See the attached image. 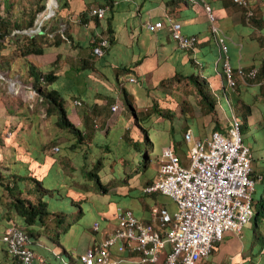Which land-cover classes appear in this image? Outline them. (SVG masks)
Masks as SVG:
<instances>
[{"label": "trees", "instance_id": "obj_1", "mask_svg": "<svg viewBox=\"0 0 264 264\" xmlns=\"http://www.w3.org/2000/svg\"><path fill=\"white\" fill-rule=\"evenodd\" d=\"M4 3V10L6 12L4 14H1L2 12L0 13V68L2 69L3 65H9L8 58L5 62L2 51L7 49L9 44H15V47L10 51V53L14 54L16 57L20 56L26 62L29 72L27 76H25L26 78H24V80L31 83L39 98L45 103L48 114L55 116V125L62 131L71 134V136L65 135L66 140L64 141L59 139L64 135L62 133L57 134V136H54V138L49 139L47 142L42 141L36 143V149L31 150L30 152L26 149L29 155L24 157V161L20 162L21 164H19V160H15L13 165H10V167L7 168L6 172H2V170H0V205L6 209L5 212L0 210V240L4 244L6 256L14 260L12 264H20L17 258H14L9 254L6 245L2 240V236L6 228L13 225L22 227L29 237V243L27 245L35 252V247L42 248L40 247L42 245H40V239L42 237L50 238L54 243H56L57 235L60 234L61 231L66 232L68 230V226L71 224H67L66 214L60 208L55 209L49 207V195L52 197L54 196L57 200H69L75 206L79 203L80 214L84 213V209L81 204L84 202H90L92 208L97 210L100 220H107L108 217H114L117 210L116 206L114 207L113 212L111 211L108 214L105 213L109 212L108 208L111 210L112 205H116L118 203L117 201L113 199L105 205L99 200L93 199L85 194L87 192H93L102 195L109 194L112 196L111 188L116 185L114 183H118L120 186H126L129 184V180L133 178L136 173H140L144 170L146 171V175L144 176V181L141 180V183L144 187L151 184L154 179L152 176H148V174L151 173L149 161L151 160L150 152L152 150L153 141H151L148 136L142 137V140L138 139L134 141L131 139L128 130H124L122 127H117V130H112L109 128V123L101 121V117H94L95 119L90 121V123H86V125L77 126L74 124L69 118L70 103L77 101L75 104H81V101L79 100L82 99V94L77 92L75 94L74 92H65L60 87H54V83L61 80L59 79L60 76L56 73V71L61 69L60 67L63 66L62 61L65 60L64 56L60 53L57 54V58L51 65L52 70L49 72L44 71L46 70L44 67H41L36 63L33 64L30 61L32 55H43L49 51L58 50L64 43H73L71 34L68 30L62 31L55 26V24H51L53 16L44 20L40 27V32L33 31L36 26L39 13L47 11V4L45 1L37 9V5H35L34 8L28 6V10L26 9L27 11L25 10V13H22V17L12 11L11 7L12 5H15L12 4L10 0H6ZM174 3L177 5L176 1H174ZM58 4L60 8L66 6L65 1L63 0H58ZM16 5L21 9L27 7L23 2L20 4L18 2ZM98 6L105 7L106 4H98ZM107 6V14H105L104 17L106 20L105 27L99 23L100 19L97 16L90 14L91 8L88 7L89 9L81 15V22L83 24L86 19H95L96 23L100 27V30L99 34L94 35V40L89 46V49L95 58L91 57L89 59H80V68L75 69L77 73L78 69H82L81 67H89L90 71L97 70L98 61L96 58L104 60V57L111 51L114 44L118 40L113 20L115 18V12L117 11L114 0H110ZM250 7L253 11V15L247 19L251 24L259 27L260 19H258V12L260 8L254 3L250 4ZM57 12L54 15V18L56 17ZM244 12L246 13V10ZM165 28L166 27L161 30ZM104 37L108 39L109 46L104 49L102 56H95L93 54V49ZM10 53H8V57L11 58L12 55H10ZM144 57H147L146 53L141 55L140 59L138 58L134 65H140ZM197 60L198 58L192 55V51H190L188 61L182 63L181 69L174 73L176 78L184 85H192L194 87V91L199 96V103L204 113H212L216 117V109L218 105L221 106L224 101H227L232 109V104L236 103L239 112L246 113L248 118V131H251L252 128H250V126L252 124L253 116H255L254 114L258 117L262 113L261 109L256 104L258 103L255 100L257 94H255V96L252 95L253 97H251L249 101L244 99V93L239 91V88L237 87L229 88V93L227 94L226 88L222 86V84L226 85L222 61H220V65L216 69L213 65L214 61L212 60L210 69L211 74L209 73L212 79L211 81L206 77L207 68L205 63L202 62L200 67L197 64ZM67 61H69L68 58ZM4 62L8 64H5ZM72 64H70V68L74 70L76 66ZM258 68L259 76L257 77L256 83L260 89H264V65ZM199 70L200 74H197ZM133 73L134 75L136 74L133 68L125 63L124 65L117 66L113 75L114 78H116L115 83L117 88H121V92L125 97L124 109L121 114L124 113L123 116L127 118V121L132 119L134 123L143 127L144 132H147L152 123V116L167 117V111L169 110L165 107H160L157 102L152 103L150 108H137L134 103V97L129 90L130 85L128 86V83L132 82L130 80V82L123 80V74L131 75ZM218 74L221 75L219 76V89L221 92L220 96L216 98L215 80L217 78L215 79V77ZM108 76L109 75L107 74V78L109 80L113 79V77ZM70 94L72 95L70 96ZM94 97L95 96L92 95L88 98L86 108H88L87 115L89 117L93 115L97 116V114L100 116L102 114V107L100 104L93 102ZM105 100L108 114L111 115L112 112H116L112 109L113 103H111L109 96H107ZM187 103V101H184L185 105H187ZM182 112L184 120L188 121L186 126L187 132L188 128L192 127V123L189 121V116L187 114V107L183 106ZM237 118L241 122L242 131V120L238 116ZM259 120H261V118H259L257 122ZM262 121L264 127L263 117ZM224 128L228 127H223L222 121L216 117L214 130L224 131ZM102 131H105L103 135L101 134ZM194 133L198 135L199 131L194 128ZM249 137L250 136L243 138L245 144ZM182 138L183 141H185L184 136ZM121 140H123V143L126 144L122 145L120 148L119 142ZM183 141L179 140V142H176L178 144H175V147L173 146L176 153V148L178 150L181 146L179 143H182ZM61 142H63V144H61ZM54 146H59V150L53 152L52 155H48V152ZM20 147L22 146L20 145ZM60 147H62V151L58 153L61 149ZM26 150L24 149V153ZM97 154L99 155L98 157L96 156ZM129 156L131 157L129 158ZM76 157H82L84 160L79 168V172L73 173L74 165L72 161ZM110 159L115 161V168L112 172H110L113 177L110 178L108 182H105V178L103 177L102 180L100 172L105 168L107 160ZM93 160L94 162H92ZM255 160V168H252V177L257 181V187L255 190V218L258 238L260 239L262 235L261 228L264 222V195L261 196L263 199H260L261 190L264 191V167H260V164L264 160H261V158H256ZM32 163L33 165H31ZM133 166L134 172H131L130 170L125 171V168L131 169ZM53 169L59 173V177H57V180L50 185L46 179L49 170ZM22 182L24 184H22ZM65 183L74 184L72 188L74 191L67 192ZM133 190L134 189L129 187L128 192L125 195H129L128 193H131ZM142 193L144 194L142 196H149V193L145 192L144 189L142 190ZM151 195L155 194L151 193ZM3 196H5L6 201H3ZM149 206L148 211L151 210L153 202L152 204H149ZM149 221V217L144 220V222ZM50 222H52V225H49ZM93 230L94 228L90 232L94 233L95 230ZM219 243L220 242L214 245L212 251L213 254L220 245ZM262 249L263 248H259L257 253L260 254ZM64 250L65 247L63 246L62 251L63 253H66ZM80 255L78 258L71 255L70 264H83L80 260ZM61 263L69 264L65 259H62Z\"/></svg>", "mask_w": 264, "mask_h": 264}, {"label": "rangeland", "instance_id": "obj_2", "mask_svg": "<svg viewBox=\"0 0 264 264\" xmlns=\"http://www.w3.org/2000/svg\"><path fill=\"white\" fill-rule=\"evenodd\" d=\"M6 0H0V13L4 14L6 11L4 10L5 2ZM12 4L11 9L15 13H17L20 17H22V13H25V10H28V6H31L34 8L35 5L36 9L39 8L41 4L44 3V1L47 4V10L51 6V2H54L56 4L55 0H10ZM19 2L25 3L27 6L26 8H19L16 4ZM19 8V9H17ZM26 10V11H27ZM190 12H192V6L189 9ZM34 11V10H33ZM46 12V11H45ZM45 12H40L41 15H45ZM44 13V14H43ZM50 15L53 16V9L49 11ZM21 14V15H20ZM118 22V21H117ZM119 23V22H118ZM220 22H217L219 24ZM116 29L119 33V38L117 42L114 44L111 51L104 57V60L108 62L110 65V68L113 69L114 67L124 65L127 62L132 61V57L135 54L137 58L139 57V52L141 53L142 50L138 49L137 43H134L131 47L127 45L128 38L126 35V28L122 26H116ZM223 29V30H222ZM221 31L223 35L225 34L226 30L232 31V28L222 27ZM245 31L248 29L245 27ZM225 31V32H224ZM121 34V37H120ZM143 36H146L145 33H143ZM228 45L231 47L233 46L232 43L227 40ZM197 44V42H196ZM258 46V45H256ZM15 47V44L11 43L8 45L7 49H4L3 52V58H8L9 65H3L2 69L0 68V170L2 172H6L7 168L12 166L15 160H19L20 162L24 161V157L29 155L27 150L30 152L31 150L36 149V143L42 142V141H49V139L54 138V136H57V134H64L61 138V141L66 140L65 135L71 136V134L62 131L55 125V116L49 115L46 110V105L42 101V99L39 98L37 92L34 90L30 82H27L24 80L28 74V67L26 65V62L20 57L15 56L14 54L10 53V51ZM255 50L257 48L255 47ZM53 51H49L48 53H52ZM8 53L12 55V57H8ZM143 55V54H141ZM135 56V57H136ZM39 56H33L31 57L30 61L34 64H38L41 67H44L46 72H49L52 70V66H49V62L46 60L41 61L38 59ZM197 64L201 67V63L203 60L205 61L206 66V77L209 78L211 81V77L209 75L210 69H211V61H210V55L208 54L206 58L204 59L201 55H198ZM92 58H95L92 56ZM137 58H135L137 60ZM42 58L41 60H43ZM257 59V58H256ZM47 63L45 64V62ZM259 61V60H258ZM4 62V63H5ZM1 63V62H0ZM5 63V64H8ZM64 63V64H63ZM74 64L76 67H80V59H70L67 61V58L62 61V67L63 69L68 64ZM72 64V65H73ZM52 65V64H51ZM153 63H151V66ZM149 66H145V68H148ZM55 70V69H54ZM59 70V69H58ZM197 74H200V70ZM133 77L136 79L133 83H128L130 93L134 97V103L137 106V108H150L152 103H158L160 107H165L167 110V117L158 116L155 115L152 116L151 125L149 127V130L147 132H144L143 127H140L138 124L134 123L132 119H129L127 121V118L123 116V114H120V111L115 112L112 116H109L106 121L109 123V128L112 130H117V127H122L124 130L129 131V135L131 136V139L135 140H142V137H147L153 141L152 150L150 152V161H149V167L151 168V173L148 174V176H152L154 179L157 175L158 169L161 165L162 161V153L165 149L168 147L173 149V146L175 147V144L180 141H183L184 133H186V126L188 121L184 120L182 108L187 107V114L189 116V121L192 123V127H189L188 130H191L194 132V128L199 131V134L201 136L209 134L212 130H214L215 126V118H219L222 121L223 127H228L232 125L231 121V113L234 112V115H237L242 120V135L243 138L250 136L248 140L246 141V144L250 146L251 153H252V168H255V159L261 158V160H264V127H263V121L262 117L264 118V89L259 91H251L248 95L244 97L246 101H249V99L252 97V95L255 96V94L258 95V104L257 106H260V109L262 111V114H260L258 117L253 116L252 124L250 128L252 130L248 131V118L245 112L240 113L237 107L236 103L232 104V109L230 108V104L227 101H224L223 104L218 105L216 109V117L212 113H204L201 109L200 103H199V96L194 91V87L192 85H184L180 80L176 78V75H170L169 78H163L159 81V83H155L154 85L151 84H144L143 79L138 75L131 74V76H127V74H123V80L129 81V78ZM164 80V81H163ZM143 81V84H142ZM62 80H59L58 82L54 83V87L58 88L59 85H61ZM130 82V81H129ZM216 82V98L220 96V83L219 78L215 80ZM135 83V84H134ZM136 85V86H135ZM135 86L136 89H132L131 87ZM62 88V87H60ZM68 88L73 89V86L71 84L68 85ZM75 93V92H74ZM226 93H229V88L226 86ZM72 94H70L71 96ZM69 96V97H70ZM115 97V96H114ZM110 98V96H109ZM122 100L125 104V97L122 93ZM184 101H187V105L184 104ZM231 102V100H230ZM124 104H122L124 106ZM220 104V103H219ZM223 109H222V108ZM72 107L70 106V109ZM75 108H72L69 113V118L72 120L74 124L77 126L79 125V120H76ZM74 114V115H73ZM73 116V117H72ZM99 117L97 116H91L89 117V123L90 121H93L95 118ZM74 118V121H73ZM261 118L257 122V120ZM92 119V120H91ZM257 119V120H256ZM227 128V129H228ZM259 128V129H258ZM105 132V131H104ZM104 132L102 131L101 134L103 135ZM250 134V135H249ZM178 136V137H177ZM182 138V140L180 139ZM123 140L119 142V147L121 148L122 145H125L126 143H123ZM175 143V144H173ZM63 144V142H61ZM181 146L176 148L177 154L180 156L181 160L188 163L189 161V150L192 146L191 143L183 141L182 143H179ZM20 145L22 147H20ZM62 146V145H60ZM60 153L62 151V147H60ZM24 149L26 152L24 153ZM174 150V149H173ZM53 149H51L48 152V155L53 154ZM25 154V155H23ZM99 156L98 154L96 155ZM131 156H129L130 158ZM96 159V158H95ZM84 158L82 157H76L73 159V165H74V172H79V168L81 167V164L83 163ZM136 160V159H135ZM26 162V161H25ZM31 162V161H30ZM94 162V160L92 161ZM33 165V163L31 164ZM124 165V164H122ZM260 167H264V161L260 164ZM115 168V161L113 159L107 160L105 168L100 172V175L105 178V182H108L110 178H112V172ZM130 170L131 172H134V166L131 169L125 168V171ZM24 172V171H22ZM145 170L136 173L133 178L129 180V184L126 186H120L118 183L115 186L111 188L112 196L109 194L102 195L99 193H93V192H87L85 195L92 197L93 199H97L103 204L107 205L110 200H115L118 203L115 205H112V209L110 210L108 208L109 212H106L105 214L110 213L111 211H114V207H124V208H130L134 211V213L141 217L145 218L148 216V212L146 208L148 209L149 205L146 204H152L158 205V206H167L166 202H159L158 196L155 195L152 196H142L144 195L142 193V190L144 188V185L141 183V180L144 181ZM23 175L22 173H20ZM61 174V173H60ZM46 181L52 185L54 181L57 180V177H59V173L56 170H49L47 174ZM69 180V179H67ZM22 184H24L22 182ZM67 187V192L74 191L72 188L74 184L65 183ZM119 185V186H118ZM132 188L134 189L131 193H128L129 195H125L128 192V189ZM257 187V183H256ZM141 190V193H140ZM76 192V191H75ZM138 193V195H137ZM72 194V193H70ZM264 195V191L261 190L260 199L263 198L261 196ZM140 197L139 199L134 200V198ZM3 201H6L5 196H3ZM61 198V197H60ZM59 198V199H60ZM162 198V199H161ZM255 198V199H254ZM133 199V200H131ZM131 200V201H130ZM160 200L163 201H169L167 196H160ZM49 207L58 209L60 208L63 212L66 214V222L67 224H71L68 226V230L66 232H62L57 235L56 237V243H54L50 238L42 237L40 239V242H45L48 246L55 247L58 249V253L61 254V256L56 259L50 251H46L44 248H36L35 250L39 254H47L51 260L56 261L57 264L61 263V258L65 257L67 259V262L70 264L71 254L72 250H75V254L82 252L84 249H86L90 242H89V233L93 229V225L95 222L100 223V227H103V224L107 225V220L99 219V214L97 213V210L95 208H92L90 202H84L81 204V206L84 209V213H79V206L78 203L76 206L69 200H57L54 196L52 197L49 195L48 198ZM170 202V201H169ZM172 203V201H171ZM146 205V208H145ZM110 207V206H109ZM150 207V206H149ZM0 210L2 212H5V207L0 205ZM252 210H253V216L251 219V222L246 223L239 231L235 232H226L223 236L222 245L218 246L215 256L213 259H210L212 257V254L210 257L205 259V261L198 262L196 264H264V222L262 224L261 228V238H258V231L256 226V195L253 194V202H252ZM110 216V215H109ZM110 221L114 222V219L111 217ZM49 225H52V222H50ZM42 228V227H41ZM229 234H231L229 237ZM226 235V236H225ZM228 235V237H227ZM29 238V237H28ZM228 238L233 239V244H229V241H227ZM220 241V242H221ZM229 244V246L225 245ZM239 244H241V252L239 251ZM63 246L66 248V253L62 254ZM262 249V253L258 254V249ZM230 255L232 256V259H230Z\"/></svg>", "mask_w": 264, "mask_h": 264}, {"label": "built area", "instance_id": "obj_3", "mask_svg": "<svg viewBox=\"0 0 264 264\" xmlns=\"http://www.w3.org/2000/svg\"><path fill=\"white\" fill-rule=\"evenodd\" d=\"M246 10V17L253 15L249 0H233ZM38 15L35 32L45 19L51 17L49 11ZM208 18L213 21L211 7L205 4ZM44 14V13H43ZM90 14L103 19L106 7L94 6ZM173 38L181 48L195 45L194 37H187L182 32V24L170 20ZM150 31L165 27L163 20L147 22ZM219 34L217 42L222 52V67L226 86L235 85L234 68L228 56L229 46L221 29L214 28ZM109 46L106 37L93 49L95 56H102ZM238 77L247 84H257L259 68L237 69ZM131 82L136 79L130 77ZM264 83V81H263ZM77 103V101H75ZM114 111L121 110V104L112 106ZM232 125L225 131L212 130L204 137H197L191 130L184 134L185 142L191 143L188 163L170 147L162 153V161L158 175L151 184L143 189L147 193L158 192L169 196L176 204V209L167 206L153 205L150 210V221L141 220L132 209L117 207V225L113 233L99 246L89 247L80 255L83 264H114L111 248L119 251L138 252L136 264L161 263V255L165 258L161 264H196L211 256L216 243L223 240L229 231H239L253 216L252 202L257 181L252 177V153L245 144L241 122L232 112ZM58 151L59 146H54ZM95 231L100 230V223L93 225ZM2 240L11 256L20 264H35L37 255L27 244L29 238L25 230L18 225L5 229ZM166 245L170 248L165 252ZM39 259V258H38ZM44 264V259H40Z\"/></svg>", "mask_w": 264, "mask_h": 264}, {"label": "crops", "instance_id": "obj_4", "mask_svg": "<svg viewBox=\"0 0 264 264\" xmlns=\"http://www.w3.org/2000/svg\"><path fill=\"white\" fill-rule=\"evenodd\" d=\"M55 1L56 4L54 2L50 3L54 11L51 24H55V26H57L62 31L68 30L73 38V43H64L58 50H55L52 53L32 55V57L39 56L38 59L40 60V62H44V60L47 59V61L49 62V66L53 64L54 60L57 58L58 53L62 54L64 58H68V60H70L71 58H91L93 55L91 53V50L89 49V46L94 40V35L99 34L100 27L96 23L95 19H86L85 23L83 24L81 22V15L89 8L98 6V4H106L105 7L107 14V4L110 0H63L65 1L66 6L62 8L59 7L58 0ZM174 1H176L177 5H175ZM249 2H251L250 4H256L260 8L258 12V19H260L259 27L254 26L248 21L247 17L245 16V9L236 4L233 0H114L117 8V11L114 15L115 18L113 19L115 29L117 25L119 27H125L127 31L126 35L128 38L127 45L131 47L134 43H137L139 51L140 49L142 50L141 53L139 52L138 58L140 59L141 54L144 55L145 53L147 56L144 57L140 65H134L138 60L137 56L134 54L131 63L127 62L126 64L130 65L133 68L135 73L140 76L141 79H143L144 84L146 85H154L155 83H159V81L163 78H169L170 75H173L176 71L181 69L182 63L188 61L190 57V51H192V55H194L195 57L201 55L204 59L209 54L211 63L213 60V65L217 69L220 65L222 52L217 42L219 34L214 31V28L222 29V27L229 26L232 28V31L226 30V32L224 31V35L226 36V41L229 40L233 45L231 47L228 45V56L234 68V87L239 88V91H242L244 93L243 97L248 95L251 91L262 90L257 84L245 83L241 78L238 77L237 72V69L241 66L246 69H250L252 67H261L264 65V0H250ZM205 4H208L211 7L212 13L214 15L213 21L208 18V14L205 10ZM191 6L192 12H190L189 10ZM56 12L57 15L54 18ZM158 20H163L165 22V29H160L161 31H150L147 29V22H155ZM170 20H175L182 24V32L185 36L189 38H195V45L193 47L183 49L178 45V43L171 36L172 32L169 24ZM217 22H220L219 24H221L222 27H220ZM99 23L105 27V18L100 19ZM245 27L248 29L247 31L244 30ZM143 33H145L146 36H143ZM116 35L119 38L118 31ZM255 47L257 48V50H255ZM42 58L44 59L41 60ZM135 58H137V60ZM96 59L98 61V68L94 71H90L89 67H81L82 69H78L77 73L75 69L80 67H75L73 70L72 68H70V64H68V66L66 65L63 69H59L58 71H56V73L60 76L59 79L62 80L61 85H59L58 87H62L65 92H77L79 94H82V99L79 100L81 101V104H75V101L73 103H70L71 107L75 108L76 110V115H73L76 116V120H79V125H86V123L89 122V116L87 115L88 108L86 107L88 98L92 95L95 96L93 102L99 103L102 107V114L100 115L102 122L108 123V121H106L108 117L112 116L115 113L112 112V114L109 115L106 110L107 107L105 105V98H107V96H110L111 103H113V105L115 103L121 104V110H119L120 114L124 109V106L122 105L124 103L122 100L121 88H117V85L115 83L116 78H114L113 76L116 67L111 69L107 61H104L103 59L99 60V58ZM47 61L45 62V64L47 63ZM203 62L205 61L203 60ZM151 63H153L152 66ZM146 65L149 67L145 68ZM107 74L110 77H113V79L109 80L107 78ZM127 76L131 75L129 74ZM219 76L221 75L218 74L215 79L217 77L219 78ZM69 84L73 86V89L68 88ZM135 86H132L131 88L136 89ZM258 99L259 98L257 95L255 99L256 102H258ZM258 107L260 108V106ZM226 129L227 128H224V131ZM204 136L205 135H199L197 137ZM180 139L182 140V138ZM154 194L158 196L159 202H166L169 209L174 210L177 208L175 202L169 196L158 192H154ZM155 195H151V193H149V196L154 197ZM160 196H167L170 202L160 200ZM139 198L136 197L134 198V200ZM146 210L148 212V216H146L145 218H141L138 216L143 221L148 219V217L150 218V211H148L147 208ZM110 218L111 217H108L107 219L108 224H103V227H101L99 231L95 232L93 230L94 233H89L88 238L90 244L86 249L80 252V254L86 251L89 247L99 246L103 240L107 239L113 233L117 225L116 215L112 217L114 219V222H111ZM230 235L231 234H229V237H231ZM222 241L219 243L220 246L222 245ZM227 241H229V244H233V239L228 238ZM229 244L225 245L229 246ZM40 245V247L44 248L46 251H50L54 257L57 256L56 259L61 256V254L58 253V249H56L55 247L48 246L47 244H45V242H40ZM240 246L241 244H239V248ZM169 248L170 246L166 245V253ZM4 249V244L0 240V264H12L14 260L6 256ZM238 252H241V248ZM35 253L37 255L35 264H43L42 262H40V259H44V264H57L56 261L51 260L47 254H39L37 252ZM72 253L73 254L71 255L78 258L79 253L75 254L74 249L72 250ZM214 254L210 259L214 258ZM111 257L115 261L114 264H136V262L140 258V254L138 252H131L128 250L119 251L117 247H112ZM164 258L165 254L162 253V262ZM62 259H65L67 262V259L65 257H62L61 261ZM230 259H232L231 255ZM202 261H205V259L199 262ZM161 263L147 262L145 264Z\"/></svg>", "mask_w": 264, "mask_h": 264}, {"label": "clouds", "instance_id": "obj_5", "mask_svg": "<svg viewBox=\"0 0 264 264\" xmlns=\"http://www.w3.org/2000/svg\"><path fill=\"white\" fill-rule=\"evenodd\" d=\"M223 87H225L226 88V85H223ZM233 112V111H232ZM232 115V114H231ZM185 134V133H184ZM185 140V139H184Z\"/></svg>", "mask_w": 264, "mask_h": 264}]
</instances>
